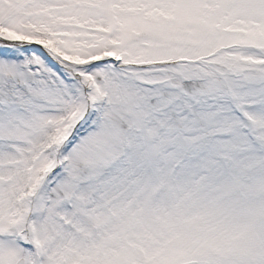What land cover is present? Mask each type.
Returning <instances> with one entry per match:
<instances>
[{"label": "snow or ice", "instance_id": "1", "mask_svg": "<svg viewBox=\"0 0 264 264\" xmlns=\"http://www.w3.org/2000/svg\"><path fill=\"white\" fill-rule=\"evenodd\" d=\"M0 264H264V0H0Z\"/></svg>", "mask_w": 264, "mask_h": 264}]
</instances>
